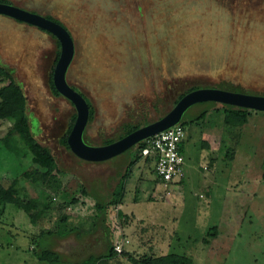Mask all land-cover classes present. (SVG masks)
Returning <instances> with one entry per match:
<instances>
[{
	"label": "rangeland",
	"instance_id": "1",
	"mask_svg": "<svg viewBox=\"0 0 264 264\" xmlns=\"http://www.w3.org/2000/svg\"><path fill=\"white\" fill-rule=\"evenodd\" d=\"M8 1L71 33L66 81L93 108L83 134L91 146L118 140L124 125L157 121L194 86L264 95V0ZM56 52L48 32L0 15V63L22 87L32 133L61 171L54 192L50 174L0 119V183L16 180L20 203L0 217V264H45L36 252L47 247L60 264H77L109 244L121 250L110 264L166 254L192 264H264V112L231 126L219 103L189 107L182 118L209 112L184 126L185 179L164 184L144 157L128 167L133 149L90 162L62 144L76 109L51 90ZM127 169L122 204L103 214L96 203L109 201ZM66 224L78 231L42 235Z\"/></svg>",
	"mask_w": 264,
	"mask_h": 264
},
{
	"label": "trees",
	"instance_id": "2",
	"mask_svg": "<svg viewBox=\"0 0 264 264\" xmlns=\"http://www.w3.org/2000/svg\"><path fill=\"white\" fill-rule=\"evenodd\" d=\"M0 3H8L10 2L8 0H0ZM46 18L51 19L61 25L64 26V24L58 20L53 18L50 15H45ZM53 38H55L53 36ZM56 46H57V52H56V59L55 64L57 62V59L60 55V43L55 38ZM0 79L7 80L6 84H3L0 86V119L1 120H7L11 123V128L9 133H17L21 141L24 143L27 151L32 156L33 163L41 168L45 169L47 173L50 174L48 180L46 181V186L51 188L54 192H57L59 190V181L57 178V175L61 173V171L57 168L55 159L53 155L50 153L49 149L42 146L34 137L30 124L29 119L26 113V97L23 93L22 87L15 81V78L12 74V70L8 67L2 65L0 63ZM50 87L52 92L55 95H58L59 93L56 91L53 81H52V74L50 75ZM202 88L201 86H194L186 90L183 94H181L173 103V106L179 101L180 98H182L186 93ZM219 89L234 91V92H242L240 88L234 87L232 85H226V86H219ZM248 94H256L248 92ZM87 100V99H86ZM89 105V120L88 123H90L93 119V108L89 101L87 100ZM221 109L224 113V121L226 124L231 126H241L245 123H247L248 118L252 115L253 110L245 109V108H239L231 105H222L221 108H216L215 110ZM209 111L208 110H202L198 115L194 117H190L188 119L181 118V121L179 125L183 128L187 124L195 123L201 119H204ZM76 118V114L73 115L72 123L70 124V127L66 133V135L62 138V144L69 149L67 145V136L70 133L72 126L74 124ZM149 124V123H148ZM143 124H127L124 125L123 133L120 135L119 139L124 137L125 135L131 133L132 131L138 129ZM147 125V123H146ZM185 132V130H184ZM86 142V141H85ZM112 141H105L104 144H109ZM87 143V142H86ZM185 144V139L182 140L180 143V149L183 153ZM146 147H149L147 140H143L136 144L133 149L134 154L131 161L128 162V167L130 168L136 161H138L141 157H144V160L150 161L153 163V170L155 175V157L152 155L143 156L142 150ZM184 155V153H183ZM130 172V169H127V173L120 176V180L113 189V191L110 194V199L106 204H102L101 202L96 203V208L101 210L103 214L106 213L107 207L110 206H117L122 204L123 195H124V189H125V181L128 176V173ZM185 164L183 168V176L181 180L178 182L182 183L183 179H185ZM264 178V168H263V174ZM157 181L160 182V180L155 177ZM172 184V183H171ZM17 181L13 180V182L8 186L4 187L0 183V217L3 213V210L7 204H12L16 207L20 206V203L17 199V190H16ZM82 193L84 195H88L86 190L82 188ZM62 223H66V219L62 218ZM78 228L75 226H68V224L57 227L54 230H47L45 233L46 238L52 237V236H58V237H64L68 234H71L73 232H77ZM214 230H208V234L210 236L214 235ZM37 259L40 262H44L45 264H60L61 261V255L60 253L51 250L50 248H46L43 250H39L36 252ZM126 255V254H125ZM118 253L114 250L113 246L111 244L108 245L105 252L101 254H90L81 261L77 262V264H110L111 260H114L117 258ZM133 264H192V261L189 257L185 255L180 254H166L162 256H148L143 258L142 260H136L130 257L129 259Z\"/></svg>",
	"mask_w": 264,
	"mask_h": 264
},
{
	"label": "water",
	"instance_id": "3",
	"mask_svg": "<svg viewBox=\"0 0 264 264\" xmlns=\"http://www.w3.org/2000/svg\"><path fill=\"white\" fill-rule=\"evenodd\" d=\"M0 15L35 26L48 32L59 41L60 55L53 70L52 81L56 91L72 102L76 109V118L66 141L69 149L82 160L102 162L124 153L139 142L178 125L185 111L197 103L215 102L221 105L264 112V95L234 92L219 88H199L186 93L167 114L157 121L144 125L109 144L91 146L83 139L90 115L88 102L80 92L71 87L66 81V71L74 55V42L69 30L43 15L8 3H0ZM63 57L66 61L61 75L62 87H60L61 84L58 83L56 74ZM235 99L244 100L245 102L236 101Z\"/></svg>",
	"mask_w": 264,
	"mask_h": 264
},
{
	"label": "built area",
	"instance_id": "4",
	"mask_svg": "<svg viewBox=\"0 0 264 264\" xmlns=\"http://www.w3.org/2000/svg\"><path fill=\"white\" fill-rule=\"evenodd\" d=\"M184 137L185 132L178 124L145 139L149 147L142 150V155L155 157V177L164 184L178 183L183 176L185 157L180 143ZM114 250L121 252L117 247Z\"/></svg>",
	"mask_w": 264,
	"mask_h": 264
},
{
	"label": "bare ground",
	"instance_id": "5",
	"mask_svg": "<svg viewBox=\"0 0 264 264\" xmlns=\"http://www.w3.org/2000/svg\"><path fill=\"white\" fill-rule=\"evenodd\" d=\"M65 55H64V57H65ZM64 57H63L62 61L60 62V65H59V67L57 69V74H56V77H57V80H58L59 84H61L62 70H63L64 63L66 61V59ZM60 87H62V84L60 85ZM235 100L236 101H240V102H245L244 100H239V99H235Z\"/></svg>",
	"mask_w": 264,
	"mask_h": 264
},
{
	"label": "crops",
	"instance_id": "6",
	"mask_svg": "<svg viewBox=\"0 0 264 264\" xmlns=\"http://www.w3.org/2000/svg\"><path fill=\"white\" fill-rule=\"evenodd\" d=\"M183 153H184V151H183ZM61 255V254H60ZM61 258H62V256H61ZM81 261V260H80Z\"/></svg>",
	"mask_w": 264,
	"mask_h": 264
}]
</instances>
